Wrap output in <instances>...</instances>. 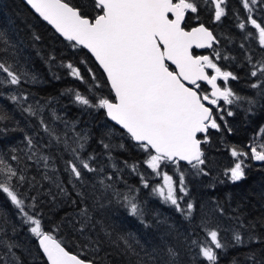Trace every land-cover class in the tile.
Segmentation results:
<instances>
[{
    "label": "snow or ice",
    "instance_id": "obj_1",
    "mask_svg": "<svg viewBox=\"0 0 264 264\" xmlns=\"http://www.w3.org/2000/svg\"><path fill=\"white\" fill-rule=\"evenodd\" d=\"M26 3L43 21L52 25L57 33L71 42V47L89 50L106 73L110 89L114 92L112 99L95 91L99 85L95 83L94 74L93 84L88 88L87 94L71 88L64 92L72 94L73 103L81 106L84 111L103 110L115 122L99 141L108 160L113 159V147H124L123 144L114 146L110 142L115 126H119L121 138L127 136L136 142L146 155L142 163L151 170L149 177L146 178L144 173L138 171L137 164L128 165L125 161V165L140 176L144 188L150 187L151 177H158L160 182L151 186V194L161 203L174 206L191 223L196 205L185 182V171L180 170L181 162H186L192 175H210L206 171L207 161L201 147L202 144L209 143V130L219 132L221 124H224L225 130L231 132L232 129L227 127L224 119L225 115L234 114L228 106L247 103L248 110L251 111L252 106L257 103L253 98L238 95L230 86L229 81L238 80L239 77L234 72L225 70L220 61L235 58L222 56L218 47H214L220 44L216 35L203 23L190 29L185 26L186 15L198 14V6L201 4L210 8L214 22H220L227 15V0H93L95 15L91 18L83 15L70 0H26ZM240 4L245 10V16L234 13L236 27L242 31L245 42L254 40L264 50V24L260 22L264 17L254 15L257 9L264 12V0H240ZM196 18L198 20L199 15ZM249 26L253 31L248 30ZM33 39L39 40L40 37L33 34ZM0 44L3 45L0 47V96L4 95V88H12L7 98L22 114L36 118L39 130L48 137L47 144H37L36 136L39 131L36 136H25L27 159L35 160L37 166L43 165L45 171L42 178L51 181L58 190L57 195L67 194L66 187L57 175L59 170L55 166V157L44 154L43 151L53 145L57 149L62 147L61 159L63 160L64 153L70 156L63 160V164L74 189L77 185L82 187L91 183L95 191L99 185L101 195L111 193L117 203L122 202L130 216L136 217L148 227L144 219L145 206L133 195L139 189L127 186L125 181L127 192L122 193L114 187L116 181L112 174L105 173V166L98 163L95 154L90 153L87 157L82 155L91 137L87 130L77 131L79 121H68L54 109L51 111V121L45 120L43 113L49 102L41 104L22 88L24 82L38 83L37 76L18 67L16 45L11 43L3 31H0ZM193 47L208 49L210 52L206 55H195ZM240 47L244 49V43ZM245 51V58L252 68L249 75L257 78L250 87L257 89L258 95L264 97V57L254 59L251 53ZM9 54L11 60L7 58ZM53 60L55 57L49 56L46 61L50 68ZM170 65L174 68H170ZM60 66L66 67L72 77L87 83L80 69L72 63L61 62ZM88 71L91 73V69ZM52 75L53 79H60L57 74ZM201 83L210 86V91L202 90ZM30 97L32 102H29ZM6 119H11V116L5 109L0 108V120ZM56 121L63 122V131L58 132ZM6 131L7 129H0V132ZM259 135L264 136V127L260 129ZM106 140L109 142H105ZM249 148L250 151L230 148L233 164L221 173L228 182L236 183L246 178L249 159L264 162V143L250 145ZM12 151L15 152L16 149ZM10 160L19 163L20 158L12 155ZM109 166L117 172L120 171L114 162ZM170 166L173 169L171 175L167 170ZM27 167L25 165L24 169H18L0 153V191L6 194L17 214L29 225L28 231L38 238L39 247L48 264H94L92 260L82 259L66 249L56 235L60 226L56 229H45L42 218L35 213L37 197H28L18 192V188L26 181H35V177L29 178L25 174ZM85 173L93 174L94 182L87 181ZM224 182L217 178L209 186L215 188L217 183ZM48 194L51 196V191ZM78 196L84 206L77 213L81 218L77 231L83 232L91 222V215L85 203L84 192L79 191ZM52 199L55 200L56 196H52ZM99 206L104 207L103 204ZM215 211L221 216L226 215L219 202ZM229 218L236 222L231 230L235 245L258 239L251 231L255 228L254 223L245 224L241 216ZM210 224L211 221L204 217L198 225L205 233L206 240L195 239L193 232L184 235L183 239L189 251L196 250L197 257L203 258L207 264H218V250L222 251L228 244L221 236L223 229L219 225L209 227ZM0 233L6 235L2 225ZM105 235L110 237L111 233L105 231ZM119 240H123L127 248L131 249L132 245L127 239L120 236ZM0 246L6 249V252L0 251V264H19L12 251L16 247L13 242L0 239ZM166 255L168 259L164 264H179V252L176 248L168 246Z\"/></svg>",
    "mask_w": 264,
    "mask_h": 264
},
{
    "label": "trees",
    "instance_id": "obj_2",
    "mask_svg": "<svg viewBox=\"0 0 264 264\" xmlns=\"http://www.w3.org/2000/svg\"><path fill=\"white\" fill-rule=\"evenodd\" d=\"M70 3L78 7L85 16L91 18L95 15L93 0H70ZM227 5V15L220 22H214L210 8L201 4L198 6L200 8L198 14L189 13L185 26L190 28L196 23H204L213 30L220 41V44L214 47H218L222 56L235 58L220 61L225 70L232 71L239 77L238 80H230V86L238 95L253 98L257 103L252 106L251 111L248 110L247 103L228 106L234 114L225 115L224 119L227 121V127L232 129L231 132L225 130L224 124H221L219 132L209 130V143L203 144L202 147L207 161L206 171L210 172V175H192L186 163L181 162L180 170L185 171V182L196 205L194 218L190 223L175 210L174 206L161 203L151 194V186L156 184L158 177H151L150 187L144 188L140 176L125 165V161L128 165L137 164L138 171L144 173L146 178L149 177L151 170L142 163L146 155L136 142L127 136L121 138V129L115 126L110 142L114 146L123 144L124 147H113L111 152L113 159L109 161L99 141L114 123L108 119L103 110L84 111L81 106L73 103L72 94L64 92L65 89L71 88L87 94L88 88L93 84L92 74H94L95 83L99 85L95 91L109 99L114 97L105 73L93 56L83 47H71V42L61 37L23 0H0V31H3L11 43L16 45L18 67L36 75L39 81L24 82L22 88L30 92L41 104L49 102L43 113L46 121H51L53 109L68 121H79L77 131L87 130L91 137L82 155L87 157L90 153L95 154L98 163L105 166V173L112 174L113 180L116 181L114 187L122 193L127 192V186L139 189L133 195H136L145 206L144 219L148 227L136 217L130 216L122 206V202L117 203L111 193L101 195L102 190L99 185L96 186L95 191L91 183L82 187L77 185L74 189L63 164V160L69 159L70 156L64 153L62 160L60 153L63 152V148L57 149L53 145L43 151L44 154L55 157V166L59 170L57 175L67 190L66 195H57L58 190L51 181L42 178L45 171L43 165L37 166L35 160H28L26 156L28 151L25 143L26 135L36 136L39 131V135L36 136L37 144H47L48 137L39 130L36 118H29L15 107L7 98L10 88H4V95L0 96V108L5 109L11 119L0 120V129H7L6 132H0V153L4 154L7 162L18 169H24L25 165H28L25 174L29 178L35 177V181H26L18 188V192L28 197H37L35 213L42 218L46 230L60 226V230L56 233L57 238L62 240L70 251L84 259L92 260L95 264H164L168 259L166 249L172 246L179 252V264H207L203 258L197 257L195 249L188 250L183 239L184 235L193 232L195 239L206 240L205 233L198 225L202 218L207 217L211 221L209 227L219 225L223 229L221 236L228 244L222 251L218 250V264H264V162L256 163L249 159L247 163L250 166L246 169V178L236 183L228 182L221 175L225 168L233 164L231 147L250 151V145L257 146L264 143V136L259 135L260 129L264 127V97L258 95L257 89L250 87L257 78L249 75L252 68L245 58V50L251 53L254 59L264 57V50L254 40L245 42L242 31L236 27L237 20L234 13H239L241 17L245 16L240 0H227ZM197 15H199L198 21ZM254 15L264 17V12L257 9ZM260 22L264 24V20ZM248 30L253 31L250 26ZM33 34L38 35L40 39L34 40ZM241 43H244V49L240 47ZM2 46L0 44V47ZM49 56L55 57V60L51 61V68L46 62ZM7 58L12 59L10 54ZM61 62L63 64L70 62L79 68L87 83L72 77L66 67L60 66ZM53 73L60 79H53ZM32 97L29 102H32ZM55 127L58 132L63 131V122L56 121ZM13 149L16 151L13 152ZM12 155L20 158L19 163L10 160ZM112 162L117 164L119 172L109 166ZM167 170L170 175L173 174L171 166ZM49 175L52 173L49 172ZM85 177L87 181L94 182L93 174L85 173ZM217 178L225 182L217 183L215 188L210 187L209 185ZM49 191L52 193L51 196L48 194ZM79 191L84 192L85 203L91 215V222L83 232L77 231L81 219L77 213L84 206L80 202ZM52 196H56V199L53 200ZM97 198H99L98 203ZM217 202L224 208L226 215L221 216L215 211ZM100 204L104 207H100ZM235 216H241L245 224L254 223L255 228L251 231L258 239L235 245L231 230L236 222L229 218ZM0 225L6 232V235L0 233V239L16 245L12 251L18 258L19 264H48L37 238L28 231L29 225L23 222L15 206L2 191H0ZM105 231L111 233V236L105 235ZM120 236L128 240L132 245L131 249L127 248L123 240H119ZM0 251L6 252V249L0 246Z\"/></svg>",
    "mask_w": 264,
    "mask_h": 264
},
{
    "label": "water",
    "instance_id": "obj_3",
    "mask_svg": "<svg viewBox=\"0 0 264 264\" xmlns=\"http://www.w3.org/2000/svg\"><path fill=\"white\" fill-rule=\"evenodd\" d=\"M25 3H26V0H23ZM27 4V3H26ZM28 5V4H27ZM29 7H30V9H32L31 8V6L30 5H28ZM32 11H34V9H32ZM34 13H35V11H34ZM35 14H37L38 16H39V14L38 13H35ZM40 17V16H39ZM88 17V16H87ZM41 18V17H40ZM90 18V17H89ZM186 18H187V15H186V17H185V21H186ZM42 19V18H41ZM43 20V19H42ZM46 22V21H45ZM47 23V22H46ZM200 24V23H199ZM199 24H196L195 26H193V27H196V26H198ZM204 24V23H203ZM50 25V24H49ZM206 27H208L206 24H204ZM53 29H54V27L52 26V25H50ZM212 32H213V30L210 28V27H208ZM55 30V29H54ZM59 34V33H58ZM213 34H214V32H213ZM60 35V34H59ZM215 35V34H214ZM61 36V35H60ZM62 37V36H61ZM195 47H193V49H194ZM195 49H197V48H195ZM87 50V49H86ZM197 50H208V49H197ZM89 53H90V51L89 50H87ZM91 54V53H90ZM194 54V53H193ZM92 55V54H91ZM204 55H206V54H204ZM93 56V55H92ZM93 58H94V56H93ZM95 59V58H94ZM96 61V60H95ZM96 63L98 64V62L96 61ZM99 65V64H98ZM99 67L102 69V67L99 65ZM174 67V66H173ZM102 71H103V69H102ZM104 72V71H103ZM105 73V72H104ZM105 75H106V73H105ZM210 87V86H209ZM109 120H110V118H108ZM111 121V120H110ZM112 122V121H111ZM112 123H115V122H112ZM119 127V126H118ZM198 138H200V137H198ZM203 145V144H202ZM202 145H201V147H202ZM202 149H203V147H202ZM256 163H260V162H258V161H255ZM182 163H186V162H182ZM37 241H38V238H37ZM65 246V245H64ZM66 247V246H65ZM41 249V248H40ZM66 249L69 251V252H71L72 254H76V253H74V252H72V251H70L67 247H66ZM41 251H42V249H41ZM76 255H78V254H76ZM46 257V256H45ZM80 258H82L81 256H80ZM82 259H84V258H82ZM95 264V263H94Z\"/></svg>",
    "mask_w": 264,
    "mask_h": 264
},
{
    "label": "flooded vegetation",
    "instance_id": "obj_4",
    "mask_svg": "<svg viewBox=\"0 0 264 264\" xmlns=\"http://www.w3.org/2000/svg\"><path fill=\"white\" fill-rule=\"evenodd\" d=\"M190 15L188 14L187 16V19ZM196 25V24H195ZM194 25V26H195ZM193 27V26H192ZM210 50H197V49H193V53L196 54V55H203V54H209ZM204 83H201V89L204 90V91H210V88L208 86L204 87Z\"/></svg>",
    "mask_w": 264,
    "mask_h": 264
},
{
    "label": "rangeland",
    "instance_id": "obj_5",
    "mask_svg": "<svg viewBox=\"0 0 264 264\" xmlns=\"http://www.w3.org/2000/svg\"><path fill=\"white\" fill-rule=\"evenodd\" d=\"M196 20H197V18H196ZM199 20V19H198ZM197 20V21H198ZM9 91H12L13 89L12 88H10V89H8ZM200 138H202V137H200ZM258 150H259V148H258ZM189 171V170H188ZM160 182V180H158L156 183H159Z\"/></svg>",
    "mask_w": 264,
    "mask_h": 264
}]
</instances>
